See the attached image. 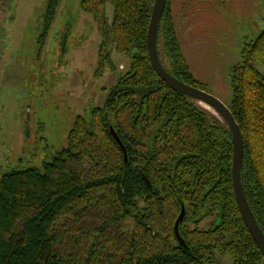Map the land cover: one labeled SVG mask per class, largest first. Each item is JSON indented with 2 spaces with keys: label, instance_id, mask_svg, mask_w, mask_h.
<instances>
[{
  "label": "trees",
  "instance_id": "1",
  "mask_svg": "<svg viewBox=\"0 0 264 264\" xmlns=\"http://www.w3.org/2000/svg\"><path fill=\"white\" fill-rule=\"evenodd\" d=\"M168 1L155 32L158 61L205 91L180 50ZM58 2L46 0L43 33ZM152 3L79 1L102 33L104 52L108 39L129 67L89 118L75 117L64 146L39 169L18 159L1 173L0 264H264L233 198L226 125L167 87L148 62ZM228 83L226 107L242 141L240 185L264 237V28L241 46ZM180 204L177 230L187 250L172 232Z\"/></svg>",
  "mask_w": 264,
  "mask_h": 264
},
{
  "label": "rangeland",
  "instance_id": "2",
  "mask_svg": "<svg viewBox=\"0 0 264 264\" xmlns=\"http://www.w3.org/2000/svg\"><path fill=\"white\" fill-rule=\"evenodd\" d=\"M79 1L59 0L43 33L46 0H0V175L18 159L39 169L64 146L75 117L89 118L115 75L128 70L113 44L104 52L102 33ZM168 12L194 76L226 106L228 70L263 30L264 0H169ZM105 15L109 22V8Z\"/></svg>",
  "mask_w": 264,
  "mask_h": 264
},
{
  "label": "water",
  "instance_id": "3",
  "mask_svg": "<svg viewBox=\"0 0 264 264\" xmlns=\"http://www.w3.org/2000/svg\"><path fill=\"white\" fill-rule=\"evenodd\" d=\"M165 0H153L151 11L149 14V20L147 24L146 34H145V50L148 62L155 73V75L171 90L184 95L198 103H202L209 108H211L217 116H219L224 124L226 125L229 133H230V142H231V160H230V179L232 186L233 198L235 201V205L237 211L240 215V218L247 229L250 237L252 238L254 244L259 250L261 256L264 259V237L259 230L250 209L246 203V200L243 195L242 187L240 185V165H241V155H242V141L239 129L233 120L230 112L227 107L221 103L217 98L210 95L209 93L189 86L176 78L172 77L169 73H167L161 64L158 61L157 53H156V45H155V32L158 21L161 17V13L164 7ZM109 40L107 39V43ZM107 48L109 49V45L107 44ZM108 132L110 134L111 139L118 146L121 151L122 159L126 160V154L123 146L121 145L116 133L113 131L111 127H108ZM145 185H149L146 178L140 174ZM184 216V208L183 205L180 204L178 214L173 222L172 232L174 239L176 240L178 246L187 250L184 241L180 237L177 227L181 223Z\"/></svg>",
  "mask_w": 264,
  "mask_h": 264
},
{
  "label": "bare ground",
  "instance_id": "4",
  "mask_svg": "<svg viewBox=\"0 0 264 264\" xmlns=\"http://www.w3.org/2000/svg\"><path fill=\"white\" fill-rule=\"evenodd\" d=\"M202 106L205 107V108H206L208 111H210L212 114H214V115L217 116V114H216L211 108H209L208 106L203 105V104H202Z\"/></svg>",
  "mask_w": 264,
  "mask_h": 264
}]
</instances>
